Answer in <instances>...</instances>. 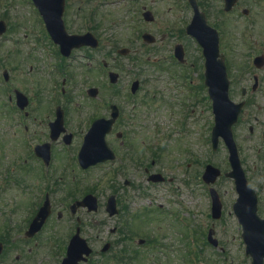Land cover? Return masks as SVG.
Listing matches in <instances>:
<instances>
[{"label":"flooded vegetation","instance_id":"1","mask_svg":"<svg viewBox=\"0 0 264 264\" xmlns=\"http://www.w3.org/2000/svg\"><path fill=\"white\" fill-rule=\"evenodd\" d=\"M141 1L143 0L136 2ZM172 1H175V4L167 8L168 13L177 10L181 18L163 23L164 32L160 44H164V54L157 58L159 61H150L152 68L161 75L170 76L172 82L177 79L174 95L179 99L186 97L191 102V117L195 107L199 106L196 100H200L204 84L205 58L202 43L212 47L217 37L216 61L223 63L229 81L241 79L243 85L238 92L246 101L259 102L258 118L254 117V122L259 126L264 162V0H192L194 4L191 0ZM68 8V0H64L62 21L66 33H90L88 28L83 32L74 31L73 22L70 30ZM187 14L188 18L185 19ZM86 18L90 21L89 15ZM193 20L197 34L206 31L207 26L216 35L207 32L206 39L198 35L192 37L187 33V27ZM57 24L54 23V26L57 27ZM91 33L98 40L97 48L80 47L69 52L66 41L63 54L58 44L59 39L51 37L33 0H0V129L8 131L9 136L11 134V138L18 140V146L23 148V152L12 159L10 170H0V264H62L69 243L76 234L92 251L85 257V244L78 242L76 250L80 257L77 264H102L103 261L104 264H153L149 256L154 260L155 253L164 252L166 249L158 238L149 237L147 232H137L136 228L148 224L147 215L141 216L129 210L130 197L126 189L135 188L133 179L136 178V173L142 174V178H148L152 169L143 164L144 152L140 151V147L145 145L144 142L133 140L135 115H126L122 107L120 109L113 103L114 99L120 97L123 89L131 90L134 82H137L138 89L134 95L141 92L142 81L138 77L135 78V73L128 72L127 81H124L126 86L122 88V71L116 61L129 58L130 54L122 57L116 53L108 56L103 53L99 56L97 53L101 51L100 40L94 31ZM176 48L183 53L182 63L175 55ZM78 52L86 53L77 55ZM78 56L85 57L87 63L89 60L95 63L93 69L90 68L92 82L95 83L85 90L84 98L92 104L90 108L75 109L73 115L67 106L72 103L69 86L72 81V67ZM110 72L117 74L115 84L109 82ZM192 72L193 76H190ZM150 76L154 82L164 79L163 76ZM186 80L190 84L189 88L183 86ZM91 88L95 89L93 98L87 95ZM152 91L147 92V97L151 98L148 101L149 118H153L154 107L157 105L154 104L156 92ZM129 94L127 92V100L134 96L130 94L129 97ZM111 105L118 108V115L106 136V141L115 158L113 161H105L81 170L77 160L84 136L95 121L111 118L110 109L107 113ZM252 131L250 128V132ZM4 146L7 145L0 136V161ZM37 148L40 149L39 153ZM39 154L46 156L47 165ZM59 160L67 162L74 178L70 185L72 188L66 195L67 204L60 203L57 209V190L52 188V181L56 175L53 164L59 163ZM139 162L141 165L134 169V164L136 166ZM150 164L153 166L154 161L151 160ZM141 167L142 169H139ZM94 169L122 180L126 186L125 188L117 184L110 193L116 203V213L113 216L107 212V199L102 202L98 197V207L94 212H89L86 207L73 208L74 202L89 194L83 189L78 196L75 195L78 189L73 185L75 175ZM16 170L20 176L18 181L13 177L17 175L14 173ZM42 170H45L44 173ZM38 174L46 176L43 187L39 185L37 188H28L25 185L27 189H19L20 192L28 191L29 199L23 200L21 207L28 206L31 212L27 214V218L22 216V225L14 228L17 224L10 225V206L8 201L3 199L10 186L9 178L12 176L11 182L21 187L23 178H34ZM262 174L263 181L259 189L264 190V169ZM45 199L50 204V216L39 232L26 236L30 223ZM52 225L55 228L53 235L41 237L44 230L50 229ZM92 229H97L95 235L91 233ZM198 232L200 233V230ZM213 232L217 238L218 231L213 228ZM195 234L198 236V233ZM200 239L194 237L195 241ZM218 239V247L213 249L224 252L221 244L225 238Z\"/></svg>","mask_w":264,"mask_h":264},{"label":"rangeland","instance_id":"2","mask_svg":"<svg viewBox=\"0 0 264 264\" xmlns=\"http://www.w3.org/2000/svg\"><path fill=\"white\" fill-rule=\"evenodd\" d=\"M68 3V15L71 20L70 30L73 22L74 31L83 32L87 28L91 32L94 31V34L100 40L101 51L97 53L99 56L103 53H106V56L111 55L121 47H127L132 51L129 58H121L116 61V65L122 71L120 86L125 88L126 83L124 81H127V74L132 72L135 73V78L138 77L142 81L143 90H146V92L142 90L143 95L154 89L152 92H156L154 104L157 105L154 107V121L153 118H149L147 103H144V101L141 103L142 99L140 97L133 101L127 100L128 90L123 89L118 99L112 98L114 99L113 103H116L120 109L122 107L126 115H135L133 116L135 126L133 140L141 143L143 141L145 144L140 147V151L144 152L142 155L143 163L150 164L151 159L154 160L155 163L152 169L159 172L166 179L162 185H148L146 180L142 179V174L136 173L133 183L137 184L139 189H127V191L129 190L127 194L130 197L129 210L132 213H138L142 216L145 215L143 211H150L146 213L148 224L145 227L136 228L137 232H142V234L147 232L149 237L158 238L167 246L164 252L155 253L154 260L150 255V261H153V264H189L185 260L188 258L187 250L186 252L183 250L185 241L182 234L185 233V230L182 222L183 220L185 222L194 221L196 226L204 227L203 225H209L212 221L209 216L210 199L207 187L200 180L205 165L210 164L218 168L222 174L214 185L223 205L221 222L218 221L216 227H218L219 237L226 239L224 242L226 252L222 254L220 260L215 257V262L222 264V260L228 264H249L244 257L242 250L244 247L239 235L236 233L238 231L237 224L232 214V204L236 199V194L232 182L223 177V174L230 170L227 160L228 153L221 143L216 152L211 150L210 129L208 128L210 122H212L210 103L203 101L201 108L200 105L195 107V112L192 114L193 118L182 120L183 122L180 124V115H173L172 108L169 106L177 99L174 95L175 85L170 81V76L161 75L152 68L151 63L159 61L158 59L164 54V44H160L164 32L163 23L167 20L173 22L177 21L178 17L181 18V14H178L177 10L168 13L167 8L173 7L175 1L143 0L134 4L131 0H68ZM142 8H146L152 13L153 23H147L142 19ZM91 12L94 14L93 20L87 21L86 17L88 14L91 15ZM184 18L187 19L188 14ZM142 33L151 34L156 38V42L153 45L143 44L140 38ZM85 53L78 52L76 54L85 55ZM234 60L236 62V58ZM88 63L85 57L78 56L72 67V84L70 82L69 86L72 103L67 107L72 110L73 115L75 109L82 110L90 108L92 105L84 98L86 88L95 83L92 82L91 70L89 71L90 68L93 69L95 63L90 60ZM151 74H153V78L163 76L164 79L154 82V79H151ZM240 87V79L236 78L233 81L231 94V99L235 102L241 100L239 93H237ZM234 89L237 91L234 92ZM258 106V101L248 100L247 107L241 113L239 121L233 129V137L247 180L258 195V214L263 217L264 190L259 189V185L263 181L264 162L260 159L262 158V147L258 126L254 122V117L258 118ZM156 124L159 125L158 129L153 127ZM250 127L253 128L254 132L250 133ZM128 135L132 139L131 134L128 133ZM0 136L1 140H4V144L7 145L1 150L4 154L0 161V170L3 168L9 169L12 159L20 155L23 148L18 146V140L11 138V134L9 136L8 131L0 129ZM59 161V163L53 164L56 175L52 181V188L57 190V202L55 201L57 209H59L60 203L67 204L68 197L66 195L71 190L69 183L74 178L73 175L69 174L68 168L61 166L64 160ZM139 165L140 162L136 166L134 164V169ZM14 173H17V170ZM68 175L71 177L69 182ZM75 176L76 179L73 185L78 188L75 195L78 196L83 189L89 190L97 195L102 202L113 191L112 186L117 187V184L122 186L121 180L113 179L112 175H105L104 171L101 172L98 169L90 170L87 175L79 172ZM13 177L18 181L20 176L17 173ZM11 179L12 176L9 178L10 186L3 199L8 201V206H10V216L8 218L11 222L10 225L17 224L14 228H18L19 225H22V216L27 218V214L31 212L28 206L21 207L22 201L29 199L28 191L20 192L19 189H25V185L28 188L32 186L37 188L39 185L43 187L42 184L45 180L39 174L34 178H23L24 182L20 187L17 183L13 184ZM158 206L162 207L160 213L158 212ZM6 211H8L7 208ZM11 211L15 212L11 213ZM171 212H176L173 214L174 216L183 215V217H178L180 220H177V218L176 220L172 219L168 214ZM53 228L54 225L50 229L44 230L41 237L53 235ZM56 230L58 229L56 228ZM104 230L106 229H101V231ZM95 232H97V229H92L91 233L93 235L96 234ZM102 264H104V261ZM105 264L111 263L106 262Z\"/></svg>","mask_w":264,"mask_h":264},{"label":"water","instance_id":"3","mask_svg":"<svg viewBox=\"0 0 264 264\" xmlns=\"http://www.w3.org/2000/svg\"><path fill=\"white\" fill-rule=\"evenodd\" d=\"M63 2L64 0H36V4L39 6V10L43 13L45 16L47 27L51 30L54 37H57L59 39V42L63 49H65V43H66V35L63 29L62 21H61V15L63 12ZM57 7V8H56ZM148 14H145L144 17L146 20ZM54 23H58V28L54 26ZM195 25L193 26V28ZM194 33L193 31H191ZM68 42H70V46L72 47H79L83 45H92L95 47L97 45V42L91 35H85V36H71L67 37ZM143 39L146 42H151L152 38L149 35H144ZM61 48V49H62ZM62 49V51H63ZM120 53H126L125 50L119 51ZM209 55H212L209 54ZM220 86V85H219ZM225 96V95H224ZM216 105L219 107L222 102L221 100H216ZM227 101V100H226ZM236 120V114H234L233 121L229 123V125L226 126V134H224L222 131L219 132L218 129L215 130V136L217 135H223L228 140V146L230 149V164L232 167V172L227 174V176L232 177L235 180L236 190L239 195V198L234 205V213L236 217H238L240 223L243 225L244 230V240L246 243V254L250 255L252 258V264H262V260L264 258V236H262L261 231L259 232L258 236H254L253 233H251L253 230H255V227H261L263 226L264 229V220L260 221L259 218L256 216V198L250 189L247 187V182L245 181L243 171L240 167L237 152L235 145L233 143L230 126L233 122ZM101 124V122L95 123L93 126V129L91 132L86 136L84 144L82 146L81 152H80V163L87 167L90 164H94L97 161H101V154L106 152L107 147L104 141V136L108 132L110 123H107V129L105 131L103 129H99L98 125ZM219 175V171L216 169H213L211 166H207L205 174L203 176V180L207 183H213L217 176ZM151 179L153 181L160 180L158 175L152 176ZM212 198L214 200L213 203V216L218 217L220 212V204L218 202L217 195L214 191H211ZM85 205H95V200L93 197L88 196L84 202ZM112 199L109 201V205H112ZM46 214V208L44 207L37 219L40 217L43 218ZM112 214V212H111ZM260 222V224H259ZM37 222H35L34 226L36 227ZM41 224H38V226L35 229H38Z\"/></svg>","mask_w":264,"mask_h":264}]
</instances>
